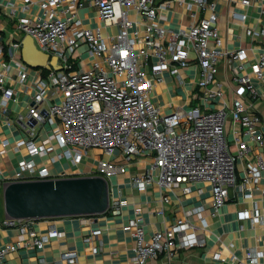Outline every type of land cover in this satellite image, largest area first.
Listing matches in <instances>:
<instances>
[{
    "label": "built area",
    "instance_id": "obj_1",
    "mask_svg": "<svg viewBox=\"0 0 264 264\" xmlns=\"http://www.w3.org/2000/svg\"><path fill=\"white\" fill-rule=\"evenodd\" d=\"M31 2L43 14H26ZM174 3L196 5L206 15L189 27L169 29L165 13ZM242 3L250 5L251 0ZM87 5L95 6L100 20L116 25L118 32L104 36L100 28L83 26L77 11ZM216 5V0H25L19 11L14 0H0V124L17 125L23 131L24 137L14 149L25 151L15 173L6 178L7 184L97 176L109 181L125 173L135 156L152 153V167L134 178L140 189L153 183L161 190L180 188L187 195L195 183H206L212 195L209 210L213 219L234 196L253 199L264 172V132L253 100L236 97L218 108L205 105L223 96L216 77L225 57L245 92L251 98L260 95L251 77L240 75L248 60L246 50L220 48ZM233 16L245 21L247 13L234 12ZM246 33L264 38V17L259 29L250 26ZM26 35L41 51L56 56L61 68L27 64L22 55ZM85 53L92 57L89 68L83 67ZM194 54L201 67L198 84L204 89L200 97L204 106L177 107L164 113L151 97L156 83L168 72L183 84ZM252 70L257 78L263 77L264 53L253 62ZM18 95L28 96L29 101L24 111L13 116L9 103L17 101ZM228 121L239 127L232 138ZM8 143V139L2 141L0 155H7ZM91 149L101 154L86 170L83 159ZM118 151L122 162L110 158ZM62 160L71 170L53 172L50 166ZM261 194L264 196V188ZM122 203L110 200L109 206L114 204L113 212L118 214ZM255 205L253 211H239L238 218L261 220ZM206 209L204 203L191 207L170 227L156 230L150 237L142 220L132 219L129 226L136 239V264H148L162 255L172 259L180 250L204 247L209 226L203 215ZM192 215L198 217V223L190 219ZM34 220L6 216V226L21 229L20 243L0 245V261L20 244L43 250L51 236H62L54 226L46 234L37 232L32 227ZM77 261L78 252L70 250L54 264ZM38 263L47 264L44 258Z\"/></svg>",
    "mask_w": 264,
    "mask_h": 264
},
{
    "label": "crops",
    "instance_id": "obj_2",
    "mask_svg": "<svg viewBox=\"0 0 264 264\" xmlns=\"http://www.w3.org/2000/svg\"><path fill=\"white\" fill-rule=\"evenodd\" d=\"M14 1L20 11L25 0ZM31 3L30 13L26 14L29 16L43 14V10L39 9L35 2ZM216 4L217 27L222 41L220 48L246 50L248 60L244 63V69L240 75H249L252 85L257 88L260 95L257 98H251L247 94L249 91L245 92L242 85L235 80L228 57H225L219 64L216 77L222 84L223 96L205 104L200 98L204 89L198 84L201 67L194 54L189 68L184 71L185 82L180 84L175 76L168 72L164 73V79L156 83L151 93L152 100L164 113H171L177 107L187 109L204 106L203 103L208 107L218 108L224 102L232 103L236 97H241L247 102L253 100L254 109L261 117L260 129L264 132V75L262 78H257L252 70L253 62L260 53H264V38L251 37L246 33V29L250 26L255 29L260 28L264 17V0H251L250 5H244L242 0H216ZM234 12L247 13V18L241 21L233 16ZM165 15L166 27L177 30L181 27H189L195 20L205 16L206 12L198 9L196 5L174 3ZM77 16L82 20L83 26L92 29L100 28L104 36L118 32L116 25H106L100 20L95 6L87 5L80 8ZM80 50L84 51L85 47ZM83 58V67L89 68L92 57L85 53ZM210 88L217 89L215 85H211ZM28 101V96L18 95L17 101L9 103L11 115L24 111ZM238 128L231 121L227 122L230 138L235 135L234 130ZM23 137L24 133L17 125L8 127L0 124V149L4 139L9 141L6 146L7 155H0V245L20 243L21 229L6 226L3 221L7 216L4 199L6 178L15 173L18 162L23 157L24 150L14 149L17 141ZM232 148L235 149L234 146ZM96 153L100 155L101 151L96 150ZM110 158L122 162L119 151ZM85 164V169L89 170L91 164ZM152 165V153L135 156L132 164L126 166L125 173L116 174L109 179L110 200L123 202L119 206L120 213L113 212L114 204H112L106 211L95 216L70 215L35 219L32 227L37 232L46 234L49 228L54 226L62 233V236H51L43 250L28 249L20 244L17 250L8 254L0 261V264H39L40 258H44L47 264H54L61 258L62 253L70 250L78 252L77 264H136V239L134 230L129 226L132 219H141L147 237H150L154 231L163 230L174 224L184 216L185 210L202 203L207 207L203 215L209 225L205 231L206 245L180 250L172 259L162 255L158 259L149 261L148 264H264V196L261 194V189L264 188V172L259 189L254 191L253 199H244L241 195L234 196L222 207L220 216L213 219L209 210L212 195L206 183H195L192 186L193 191L187 195L180 188L172 191L161 190L153 183L148 184L145 189H140L135 184L134 178ZM50 168L53 172L71 170L66 160L54 163ZM240 168H242L241 165ZM164 196L169 198L164 199ZM255 204L258 206L261 220L255 223L249 219L238 218L239 211L245 209L253 211ZM86 219H90L89 222L86 223ZM190 219L195 223L199 222L196 215H192ZM215 253H220L221 257L215 259L213 257ZM250 254L254 256V262L253 256L249 257Z\"/></svg>",
    "mask_w": 264,
    "mask_h": 264
},
{
    "label": "water",
    "instance_id": "obj_3",
    "mask_svg": "<svg viewBox=\"0 0 264 264\" xmlns=\"http://www.w3.org/2000/svg\"><path fill=\"white\" fill-rule=\"evenodd\" d=\"M22 55L33 68H61L58 58L41 51L29 35L22 40ZM4 199L8 216L37 219L101 214L110 204V193L108 181L102 177H73L11 182Z\"/></svg>",
    "mask_w": 264,
    "mask_h": 264
},
{
    "label": "rangeland",
    "instance_id": "obj_4",
    "mask_svg": "<svg viewBox=\"0 0 264 264\" xmlns=\"http://www.w3.org/2000/svg\"><path fill=\"white\" fill-rule=\"evenodd\" d=\"M99 154L96 153V150H90L89 151V156H86L84 159H83V162L84 163H87V164H94L95 162V159L96 157L98 156Z\"/></svg>",
    "mask_w": 264,
    "mask_h": 264
},
{
    "label": "trees",
    "instance_id": "obj_5",
    "mask_svg": "<svg viewBox=\"0 0 264 264\" xmlns=\"http://www.w3.org/2000/svg\"><path fill=\"white\" fill-rule=\"evenodd\" d=\"M96 215H98V214H96ZM88 216H95V215H88Z\"/></svg>",
    "mask_w": 264,
    "mask_h": 264
}]
</instances>
